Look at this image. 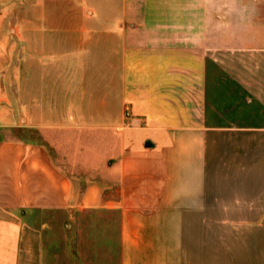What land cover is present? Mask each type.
Wrapping results in <instances>:
<instances>
[{
	"label": "crops",
	"instance_id": "1",
	"mask_svg": "<svg viewBox=\"0 0 264 264\" xmlns=\"http://www.w3.org/2000/svg\"><path fill=\"white\" fill-rule=\"evenodd\" d=\"M3 9L0 264H264V0Z\"/></svg>",
	"mask_w": 264,
	"mask_h": 264
},
{
	"label": "rangeland",
	"instance_id": "2",
	"mask_svg": "<svg viewBox=\"0 0 264 264\" xmlns=\"http://www.w3.org/2000/svg\"><path fill=\"white\" fill-rule=\"evenodd\" d=\"M59 1V0H58ZM62 1V0H60ZM70 2L72 0H63ZM74 1V0H73ZM14 2V3H13ZM13 2L0 3V12H4V6L7 4L8 15L11 17L21 18V6L23 0H14ZM14 5V6H13ZM14 9V10H13ZM6 12V11H5ZM16 19H14L15 21ZM13 21V22H14ZM12 22V23H13ZM11 23V29L14 27ZM18 32H21V26H16ZM13 34V31H11ZM15 44V43H14ZM15 50L11 53V58L8 63H5L0 67V124H9L12 115L13 121L11 122L13 128L4 127L0 128V139L4 140H26L29 138L40 139L39 134L32 132L25 133L23 126L26 124L23 115L22 107V52L21 43H17ZM3 70V72L1 71ZM14 76V78H12ZM9 120V121H8ZM8 121V122H7ZM30 136V137H29Z\"/></svg>",
	"mask_w": 264,
	"mask_h": 264
}]
</instances>
